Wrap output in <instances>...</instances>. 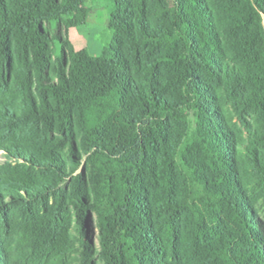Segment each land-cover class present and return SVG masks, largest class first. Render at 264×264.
Instances as JSON below:
<instances>
[{"label": "trees", "instance_id": "1", "mask_svg": "<svg viewBox=\"0 0 264 264\" xmlns=\"http://www.w3.org/2000/svg\"><path fill=\"white\" fill-rule=\"evenodd\" d=\"M84 5L0 0V264H264V0Z\"/></svg>", "mask_w": 264, "mask_h": 264}, {"label": "rangeland", "instance_id": "2", "mask_svg": "<svg viewBox=\"0 0 264 264\" xmlns=\"http://www.w3.org/2000/svg\"><path fill=\"white\" fill-rule=\"evenodd\" d=\"M113 0H85L84 8L90 9L87 22L75 28L71 35L69 33V40L76 50L87 49L90 55L101 54L102 48L111 43L112 33L108 28L109 16L113 10ZM264 25V18H263ZM51 32L55 31L56 24H52ZM60 52L59 45H55V53ZM230 114L232 122L235 125V130L238 137H242V146L240 149L243 151L249 143L248 130L246 124L250 125L252 120L245 114H240L230 107ZM240 115L244 118V123L240 119ZM246 145V146H245ZM6 162L5 154L0 152V164ZM249 201L254 207V211L258 217V220L264 226V197L262 193L255 190L250 186L247 192ZM89 239L92 242L94 248L99 251L98 246V231L95 227L94 216L91 219V226L89 230ZM95 264H103L99 255H96Z\"/></svg>", "mask_w": 264, "mask_h": 264}, {"label": "crops", "instance_id": "3", "mask_svg": "<svg viewBox=\"0 0 264 264\" xmlns=\"http://www.w3.org/2000/svg\"><path fill=\"white\" fill-rule=\"evenodd\" d=\"M74 29H75V28H73V29H71V30L69 31L70 35H71V33H72V31H73ZM92 56H97V55L95 54V55H92Z\"/></svg>", "mask_w": 264, "mask_h": 264}]
</instances>
